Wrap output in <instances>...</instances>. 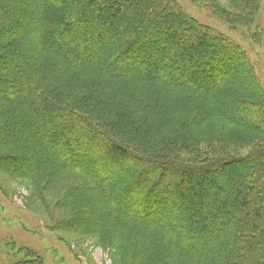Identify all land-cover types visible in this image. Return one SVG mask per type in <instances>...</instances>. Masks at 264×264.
Wrapping results in <instances>:
<instances>
[{
	"label": "trees",
	"instance_id": "obj_1",
	"mask_svg": "<svg viewBox=\"0 0 264 264\" xmlns=\"http://www.w3.org/2000/svg\"><path fill=\"white\" fill-rule=\"evenodd\" d=\"M127 1L0 0V144L36 150V179L75 170L89 182L97 226L133 242L130 264H264V146L239 155L243 144L195 131L221 120L264 135L251 63L174 0ZM226 1L222 22L264 49L262 0ZM160 28L180 49L151 36ZM19 254L14 264H44Z\"/></svg>",
	"mask_w": 264,
	"mask_h": 264
},
{
	"label": "rangeland",
	"instance_id": "obj_2",
	"mask_svg": "<svg viewBox=\"0 0 264 264\" xmlns=\"http://www.w3.org/2000/svg\"><path fill=\"white\" fill-rule=\"evenodd\" d=\"M174 2L186 16L200 26L208 28L206 31L210 29L209 32L219 33L234 44H238L264 88V49L259 42L245 37L242 28L227 25L221 20L222 15L217 5L235 12L232 5L226 0H174ZM126 3L132 4L134 0H128ZM259 24L264 28V0L261 3ZM151 36L169 38L170 45L174 49H180L174 39L177 32H173L172 29L160 28L154 30ZM192 47L205 50L207 43L203 40ZM143 53L147 60L155 59L157 56L152 45ZM183 64L186 66L187 63ZM1 124L3 123L0 119ZM195 131L199 138L213 140L221 138V141L243 144L246 149L239 150V155L246 154L248 146H264V135L227 125L221 120L207 121ZM1 137L0 135V139ZM77 140L78 137L76 142ZM76 142L69 144L73 146ZM89 144L91 145L90 142ZM29 149L25 150L8 142L0 144L1 264H14L20 261L22 257L24 258L23 254H19L20 250L35 253L44 264H130L129 252L133 249V242H126L118 236L119 234L111 233L107 226L104 228L97 226L96 218L99 212L97 192L93 186L75 173V170H62L54 178L32 177L30 166L35 161L36 150H33L31 155ZM54 151L57 157L63 158L71 165L81 164L70 158L60 146ZM109 152L110 155L117 156L120 163H127L126 158L120 153L112 150ZM94 161L95 159L90 158L86 166H93ZM84 169L92 172L91 168Z\"/></svg>",
	"mask_w": 264,
	"mask_h": 264
}]
</instances>
